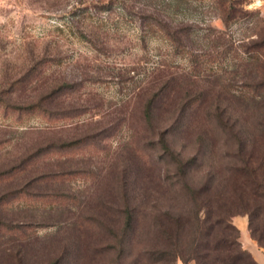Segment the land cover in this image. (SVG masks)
Returning <instances> with one entry per match:
<instances>
[{
    "label": "rangeland",
    "instance_id": "obj_1",
    "mask_svg": "<svg viewBox=\"0 0 264 264\" xmlns=\"http://www.w3.org/2000/svg\"><path fill=\"white\" fill-rule=\"evenodd\" d=\"M217 1L0 0V264L68 248V264H109L126 194L145 238L150 178L173 159L165 135L175 155L206 159L197 176L227 159L223 140L199 146L215 134L202 117L241 93L264 0H224L239 16L228 26Z\"/></svg>",
    "mask_w": 264,
    "mask_h": 264
},
{
    "label": "trees",
    "instance_id": "obj_2",
    "mask_svg": "<svg viewBox=\"0 0 264 264\" xmlns=\"http://www.w3.org/2000/svg\"><path fill=\"white\" fill-rule=\"evenodd\" d=\"M224 3L218 0L215 5L224 7L222 18L228 26L239 16ZM245 46L249 61L241 93L215 98L214 110L202 117V124L213 128L214 137L205 131L198 136L199 146L208 143L210 150L223 140L227 159H209V171L197 176L193 167H203L206 159L201 164V159L175 155L167 135L163 136L162 147L173 159H162L161 174L150 178L146 237L140 238L139 212L130 206L132 200L126 194L120 226L107 228L113 238L108 250L114 252L109 264H258L244 250L233 220L248 218L251 237L264 250V29ZM155 107L156 99H152L144 110L148 126L153 124ZM186 119L179 124L185 125ZM185 128L189 132L191 123ZM158 188L173 202L165 211L159 208ZM86 224L87 229L96 230L94 223ZM69 252L64 249L45 264H68Z\"/></svg>",
    "mask_w": 264,
    "mask_h": 264
},
{
    "label": "crops",
    "instance_id": "obj_3",
    "mask_svg": "<svg viewBox=\"0 0 264 264\" xmlns=\"http://www.w3.org/2000/svg\"><path fill=\"white\" fill-rule=\"evenodd\" d=\"M233 224L241 233L240 242L247 252H249L258 264H264V250L252 239L249 230V220L246 217H238L233 220Z\"/></svg>",
    "mask_w": 264,
    "mask_h": 264
}]
</instances>
